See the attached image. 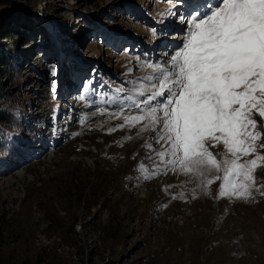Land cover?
<instances>
[{"label": "rangeland", "instance_id": "obj_1", "mask_svg": "<svg viewBox=\"0 0 264 264\" xmlns=\"http://www.w3.org/2000/svg\"><path fill=\"white\" fill-rule=\"evenodd\" d=\"M178 9L0 0L13 27L0 38V264H264V161L236 198L219 194L233 159L222 143H206L219 171L159 155L163 123L143 99L184 40Z\"/></svg>", "mask_w": 264, "mask_h": 264}, {"label": "snow or ice", "instance_id": "obj_2", "mask_svg": "<svg viewBox=\"0 0 264 264\" xmlns=\"http://www.w3.org/2000/svg\"><path fill=\"white\" fill-rule=\"evenodd\" d=\"M181 24L187 25L184 40L170 65L158 66L159 90L147 98L155 102L151 125L163 123L157 143L168 145L159 155L185 172L209 166L219 171L206 143H222L233 159L219 194L247 198L258 161H264L257 153L264 134L253 118L264 119V0H199ZM144 118L125 120L132 126ZM250 154L255 158L240 162Z\"/></svg>", "mask_w": 264, "mask_h": 264}, {"label": "trees", "instance_id": "obj_3", "mask_svg": "<svg viewBox=\"0 0 264 264\" xmlns=\"http://www.w3.org/2000/svg\"><path fill=\"white\" fill-rule=\"evenodd\" d=\"M9 18L6 17L3 13L0 12V38L10 36L9 34H6V32L13 27L9 26ZM16 31V29H14ZM54 42V41H53ZM16 44H19L18 41L15 42ZM3 65V67H1ZM6 63H4V58L0 57V68H7ZM4 115L2 109H0V123H4ZM12 165V164H11ZM10 168V167H9ZM1 173H3L2 170H0Z\"/></svg>", "mask_w": 264, "mask_h": 264}, {"label": "bare ground", "instance_id": "obj_4", "mask_svg": "<svg viewBox=\"0 0 264 264\" xmlns=\"http://www.w3.org/2000/svg\"><path fill=\"white\" fill-rule=\"evenodd\" d=\"M53 37H54V35H53ZM143 101H144V100H143ZM143 101H142V102H143Z\"/></svg>", "mask_w": 264, "mask_h": 264}]
</instances>
